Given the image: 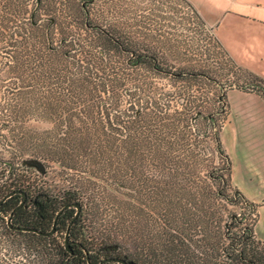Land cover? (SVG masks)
<instances>
[{"label":"rangeland","instance_id":"1","mask_svg":"<svg viewBox=\"0 0 264 264\" xmlns=\"http://www.w3.org/2000/svg\"><path fill=\"white\" fill-rule=\"evenodd\" d=\"M59 6L55 4L60 15ZM87 10L96 23L118 27L127 36L157 47L171 68L187 71L181 78H173L128 67L118 99L119 105L127 108L133 99L130 93L137 90L134 84L143 87L134 96L138 97L134 110H142L141 100L151 93L150 86L161 102L170 95L175 109L187 98L190 107L181 116L183 120L179 118V128L187 132L184 153L189 158L185 156L180 164L166 155L157 160L143 149L141 156L124 163L111 154L119 148L106 150L103 141L91 136L75 152L60 139L61 120L68 118L75 129L78 124L101 126L103 120L94 114L97 117L91 122L90 113L76 112L54 90L48 92L40 85L37 93L20 85L17 88L8 74L0 71V189L21 183L60 196L63 190L74 192L81 212V236L94 248L116 244L118 253L135 264H228L225 246L233 234L249 229L253 241H259L254 245L256 252L264 254V240L258 239L254 230L257 205L237 200L228 179V165L210 138L218 130L230 173L233 168L235 176L242 165L243 149H235L230 141L231 99L227 91L255 90L249 77L224 53L214 33L198 24L183 0H92ZM161 89L167 90L164 98ZM175 125L178 130L177 122ZM257 226L264 228V221ZM3 227L0 216V264L28 261L29 254L20 248L18 237ZM169 233L184 243L168 249ZM55 236L50 239L63 243L61 235ZM37 251V258L30 257L29 264L47 261L44 253Z\"/></svg>","mask_w":264,"mask_h":264},{"label":"trees","instance_id":"2","mask_svg":"<svg viewBox=\"0 0 264 264\" xmlns=\"http://www.w3.org/2000/svg\"><path fill=\"white\" fill-rule=\"evenodd\" d=\"M27 1L0 0V71L8 74L9 80L17 88L20 85L21 88L29 89L27 92L37 93V86L40 85L48 92L54 90L61 101L72 104L76 112L90 113L88 117L91 122L97 117L94 114L103 120L101 126L97 124L96 127L94 123L92 127L78 124L75 129L73 123L67 122L68 118H63L59 132L62 142L70 144V149L78 152L83 143L88 142L84 141L91 136L103 141L106 150L119 148V151L112 150L111 154L120 156L124 163L141 156L143 149L157 160L166 155L174 158L176 163H182L187 156L184 153L187 132L185 128H179V118L182 119L181 116L190 107L187 98L179 103L180 109H175L169 94L164 100L166 102H161L150 86L151 93L141 100L142 110H134V101L138 99L134 96L138 95V90H143V87L134 84L137 90L130 93L133 99L128 104L132 113L128 107L119 105L118 98L119 90L127 80L128 67L172 75L173 78H181L187 71L171 68V62L157 47L127 36L118 27H106L93 21L87 10L92 0H33L31 4ZM183 2L192 10L198 24L204 25L187 0ZM55 4L61 5L59 10L62 14L59 15ZM54 35H58L57 40H54ZM244 73L249 77V83H253L255 92L259 89L264 91L263 80ZM131 79L137 78L132 75ZM166 91H160L163 98ZM124 117L129 119L124 121ZM205 118L208 119V116ZM176 122L178 130L174 129ZM217 134L218 130L217 133L213 131L210 138L213 147L228 165L229 179L230 161ZM232 191L237 200L253 205L235 187ZM75 196L74 192L63 190L61 196H55V202H50L48 197L38 203L31 201L24 216H21V210H16L12 212L13 218L9 222L11 226L20 224L39 232L48 230L52 227L55 212L68 203L72 206L79 203ZM75 212L74 207L64 209L57 217L53 229L55 237L61 235L64 239L65 232H68L69 239L81 241L80 248L71 247V254L66 252L64 241L60 243L51 240V235L40 236L34 232L18 233L14 230V233L10 230L8 233L16 239L18 237L20 248L26 253L36 258L37 249L44 253L47 259L44 264H95L91 256L102 245L94 248L92 243L86 241V237L81 236V212L74 215ZM168 238V249H175L178 243H184L180 239L178 241L177 235L174 237L173 233H169ZM252 238L251 229L231 236V242L223 250L228 264H264V254L259 256L254 247L259 241L254 242Z\"/></svg>","mask_w":264,"mask_h":264},{"label":"crops","instance_id":"3","mask_svg":"<svg viewBox=\"0 0 264 264\" xmlns=\"http://www.w3.org/2000/svg\"><path fill=\"white\" fill-rule=\"evenodd\" d=\"M228 58L243 72L264 81V0H187ZM230 141L243 149L242 165L229 175L232 186L257 205L255 236L264 240V97L231 88ZM225 124L223 125V127Z\"/></svg>","mask_w":264,"mask_h":264},{"label":"flooded vegetation","instance_id":"4","mask_svg":"<svg viewBox=\"0 0 264 264\" xmlns=\"http://www.w3.org/2000/svg\"><path fill=\"white\" fill-rule=\"evenodd\" d=\"M55 196H57L54 192L46 191L41 186H34L33 188H29L26 184L16 183L13 185L4 186L0 189V216L3 220V229L5 232H9L10 230L12 233L14 231H18V233H24V232H34L32 230H22L20 228H25L20 226V224H17L15 226H11V223L9 222L13 218L12 212L16 210H21V216H24V212L28 209L30 206V202H40L41 199H45L46 197L49 198L50 202H55ZM77 205V206H76ZM75 206L70 205V203L64 205L59 211L54 213V216L52 218V227L50 229H45L41 233H36V235L40 236H50L55 235L54 232V224L57 220V217L60 215V213L67 208H75L76 212L74 215H76L79 212V205L76 204ZM68 224H71L69 222ZM10 226V228H9ZM27 228V227H26ZM31 228V227H30ZM39 232V231H38ZM66 234V232H65ZM64 234V245L66 246V243L68 242L67 248L64 246L66 252L69 254L72 253L71 247L74 249L80 248L81 241L80 240H73L69 239L68 232H67V240L65 239ZM67 241V242H66ZM116 244L112 245H105L98 249L97 252H94L91 256L92 259L96 261L95 264H135V261L129 257H127L125 254L118 253ZM85 255V254H84ZM86 256V255H85Z\"/></svg>","mask_w":264,"mask_h":264},{"label":"built area","instance_id":"5","mask_svg":"<svg viewBox=\"0 0 264 264\" xmlns=\"http://www.w3.org/2000/svg\"><path fill=\"white\" fill-rule=\"evenodd\" d=\"M258 92L264 95V91L262 89H259ZM30 257L34 258L35 256L33 254L30 256V254H29V257H28L29 260L26 261V258H25V259H23L22 263H19V264H29L28 262L31 260Z\"/></svg>","mask_w":264,"mask_h":264},{"label":"water","instance_id":"6","mask_svg":"<svg viewBox=\"0 0 264 264\" xmlns=\"http://www.w3.org/2000/svg\"><path fill=\"white\" fill-rule=\"evenodd\" d=\"M76 206H77V205H76ZM20 229H22V230H32V231H36V233H41V232H38L37 229H35V228H26V227H25V228H20ZM65 239L67 240V232H66V234H65ZM66 242H67V241H66ZM67 244H68V242L66 243V246H65L66 248H67V246H68Z\"/></svg>","mask_w":264,"mask_h":264}]
</instances>
